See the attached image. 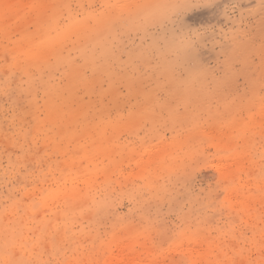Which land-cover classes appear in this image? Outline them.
Returning <instances> with one entry per match:
<instances>
[{"label":"rangeland","instance_id":"rangeland-1","mask_svg":"<svg viewBox=\"0 0 264 264\" xmlns=\"http://www.w3.org/2000/svg\"><path fill=\"white\" fill-rule=\"evenodd\" d=\"M0 264H264V0H0Z\"/></svg>","mask_w":264,"mask_h":264}]
</instances>
